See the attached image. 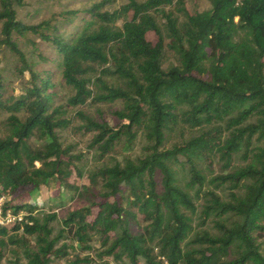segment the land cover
I'll return each instance as SVG.
<instances>
[{
    "label": "trees",
    "instance_id": "1",
    "mask_svg": "<svg viewBox=\"0 0 264 264\" xmlns=\"http://www.w3.org/2000/svg\"><path fill=\"white\" fill-rule=\"evenodd\" d=\"M110 1L58 14L64 26L80 14L63 37L52 19L35 24L18 19L16 7L24 0H0V45L17 56V73H29L28 84L14 94L0 72V113L9 114L0 136V197L4 209L24 213L21 221L0 225V264L4 239L15 242L18 231L36 244L35 251L24 249L26 264L65 257L66 245L57 246L62 232L85 248L97 236L104 249L100 256L128 264H163L161 257L169 264H264L258 242L264 236V0H208L209 9L195 12L184 0H127L108 10ZM171 5L181 22L165 11ZM27 34L54 49L52 57L40 56L45 68L37 69L19 48L17 38ZM166 50L179 62L164 69ZM61 86L72 90L66 103L73 107L122 102L114 111L117 123L78 112L83 128L95 131L92 143L102 155L122 138L132 144L139 132L148 152L98 168L80 190L69 181L70 156L57 135L67 124L55 105ZM179 123L200 131L164 147L167 132ZM32 137L42 143L34 146ZM240 151L245 164L235 167L233 157ZM216 161L221 173L211 178L213 188H204L202 163L209 168ZM179 168L187 170L188 186H196L195 196L203 199L201 224L213 218L215 233L193 232L188 212L196 205L179 182ZM222 186L226 199L217 192ZM44 190L55 206L64 205L67 192L85 199L67 211L63 230L54 237L49 224L56 215L33 214L46 203ZM226 215L233 218L230 223L221 220ZM82 262L88 259L71 264ZM12 264L23 263L16 257Z\"/></svg>",
    "mask_w": 264,
    "mask_h": 264
},
{
    "label": "rangeland",
    "instance_id": "2",
    "mask_svg": "<svg viewBox=\"0 0 264 264\" xmlns=\"http://www.w3.org/2000/svg\"><path fill=\"white\" fill-rule=\"evenodd\" d=\"M100 0H24V4L20 7H16L17 18L28 24H35L43 20L52 19L51 24L57 31V34L66 37L74 29V26L78 24V17L73 18L72 24L63 25V20L58 15L63 11L67 10H80L89 7L93 2ZM127 0H111L110 3L106 5V9L113 10L126 3ZM140 1V0H139ZM185 6L190 12L204 11L210 8V2L208 0H184ZM165 11L173 12L174 16H178L179 21L183 20L181 13L177 10L176 5L165 6ZM156 19L162 31L166 33L164 26V19L158 14ZM121 21L117 23L120 26ZM1 28V25H0ZM149 39H153L151 33L147 34ZM1 38V36H0ZM32 42H36V49L33 48ZM17 43L19 48L23 51L28 61L36 62L37 69L45 68L47 65L43 63L41 55L50 58L54 55L55 51L48 42L41 41L36 35L27 34L24 37H18ZM179 58L173 54L171 51L166 50L162 58V68L166 69L171 65L178 64ZM16 66H18V59L15 54H13L7 47L0 45V72L3 77L7 80L9 85V90L14 94L20 93L24 86L28 84L29 73L24 71L23 74H19L16 71ZM111 83H115L114 79H109ZM98 91V90H97ZM96 91V92H97ZM72 93L70 88L59 87L58 98L55 101V105L61 106V113L59 117L67 121L66 126L57 129V135L59 142L64 150H66L67 155L70 156V161L72 164V174L69 177V181L76 184L80 190L84 186L89 185L88 174L94 172L98 168L104 166H111L115 163H123L125 159H136L144 156L148 152V142L145 139L142 132H139L135 141L132 144H128L124 138L120 139L119 142L115 144L112 152L102 155L99 149L92 143V138L95 135L94 130H86L83 128V121L80 118L78 112H83L89 115L92 119L100 121L105 119L108 122L117 123L119 119L114 114V111L121 110L123 105L120 101H113L109 103H92L87 102L82 106H70L66 103V99ZM8 113H0V136H2L7 130V117ZM21 116V114H18ZM200 129L188 127L182 123L172 128V130L167 132L166 142L164 147H170L174 143H179L192 135H196ZM31 143L34 146L40 145L42 142L35 137L31 138ZM258 145V143H255ZM242 151L236 153L233 157L232 165L242 166L245 164L241 157ZM40 163L36 162V166ZM81 171V177L76 175L75 169ZM178 179L180 184L188 190V192L194 196V203L196 205V210L194 213L188 212L192 218L193 232H198L201 230H208L211 233H215L216 229L214 226L213 218L207 219L204 224H201L202 215L201 207L203 204V199L195 196V187L188 186L189 174L186 169H177ZM222 164L218 161L213 163L211 167H207L206 163H202V172L207 178L206 187L213 188L214 184L211 182V178L221 173ZM158 181L160 180L159 175H157ZM101 189V184H99L95 189ZM160 188V184H158ZM217 192L221 195L223 199L227 198V187L222 186L217 189ZM66 200L64 205L55 206L47 201V194L45 190L43 191V198L46 202L41 208L34 211V215L42 219L47 214H55L56 218L50 222V227L52 228V236L59 235V232L63 230L62 219L66 215L69 209H72L78 205L85 204V199L76 195L75 192H67ZM225 218V219H224ZM224 219V220H223ZM221 219L226 223H230L233 218L226 215ZM14 238L15 242H10L5 240V246L3 247V259L2 264H12L13 260L17 257L23 264L27 263V258L24 256V249L29 248L36 250V244L34 238L29 235H25L22 231L16 232ZM260 243L261 253L264 255V236L258 240ZM65 244L67 247V255L63 258L53 259L51 264H71L75 259L87 258L88 263L85 264H128L126 259L115 260L110 256L99 255L104 249L101 247L99 239L97 236H93L89 241L90 248L82 247L71 234L62 232V236L58 238L57 246ZM234 250L232 249L230 257L234 255ZM144 264V263H142Z\"/></svg>",
    "mask_w": 264,
    "mask_h": 264
},
{
    "label": "built area",
    "instance_id": "3",
    "mask_svg": "<svg viewBox=\"0 0 264 264\" xmlns=\"http://www.w3.org/2000/svg\"><path fill=\"white\" fill-rule=\"evenodd\" d=\"M3 200H4V197L1 196L0 197V225H12L18 221H21L24 213L22 211L14 212L10 208L4 209ZM161 260L163 261V264H169L167 260L164 259V257H161Z\"/></svg>",
    "mask_w": 264,
    "mask_h": 264
}]
</instances>
